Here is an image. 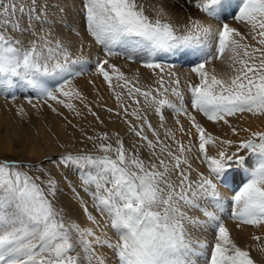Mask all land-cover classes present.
<instances>
[{
	"label": "snow or ice",
	"instance_id": "snow-or-ice-1",
	"mask_svg": "<svg viewBox=\"0 0 264 264\" xmlns=\"http://www.w3.org/2000/svg\"><path fill=\"white\" fill-rule=\"evenodd\" d=\"M176 7L197 15L174 22ZM78 15L57 16L48 0H0V92L14 100L19 90L73 128L61 108L106 128L101 109L127 132L81 128L94 152L0 157V264H255L222 215L264 226V129L232 122L264 117V0H80ZM117 56L139 61L152 82L127 76ZM176 60L189 66L183 78ZM90 69L115 108L98 88L90 101L74 84ZM198 115L231 135L213 134ZM190 228L211 229L214 242L193 240Z\"/></svg>",
	"mask_w": 264,
	"mask_h": 264
},
{
	"label": "rangeland",
	"instance_id": "rangeland-1",
	"mask_svg": "<svg viewBox=\"0 0 264 264\" xmlns=\"http://www.w3.org/2000/svg\"><path fill=\"white\" fill-rule=\"evenodd\" d=\"M50 4V12L55 15H63L66 14L67 18L71 20H79V4L80 0H48ZM182 3V0H179ZM58 9H63L62 13L58 12ZM191 9V8H189ZM188 10V9H187ZM175 12V13H174ZM191 14L192 16H196V12L182 10L179 7L173 9L174 22L179 20H185L187 16ZM243 29V28H242ZM244 30V29H243ZM96 49H93L92 54L88 56V59L91 63H95L96 58ZM87 55V50H86ZM118 57V58H117ZM112 58V63L116 64L121 68L123 72L129 77H134L137 73L140 75L141 82L148 84L152 82V77L150 71L141 66L139 61L132 62L128 60L125 56H117ZM218 62L221 65L220 61ZM214 62V64H216ZM182 64L180 61L179 64ZM176 64V62H175ZM178 63L175 66L179 65ZM186 64H183V66ZM214 66V65H213ZM132 69V70H131ZM177 73L179 72L183 78L185 74L188 73L189 67L187 68H175L173 69ZM228 70V69H227ZM91 69L89 72L85 73L83 76L74 80V84L80 88L89 98L90 101H95L100 99L96 95V89L98 88L100 91V96L103 97L101 103H106L108 106L115 108V100L112 95L109 93L107 86L103 84L102 79L99 77H94L91 75ZM137 72V73H136ZM182 72V73H181ZM135 74V75H134ZM146 74V76H145ZM88 78V79H87ZM147 79V80H145ZM89 80H95L96 87L94 88L92 84H89ZM151 80V81H150ZM99 86V87H98ZM33 100V99H32ZM36 100H33V103H36ZM9 106V107H8ZM78 107L82 108V105L77 103ZM23 107L24 114L19 112V109ZM101 116V118L105 121L104 125H99L95 122V120L91 116H87L86 119L74 118L71 113H69L66 109L61 108L60 111L63 113V116L68 117L69 120L72 121V124L77 125L76 128H73L69 125L63 117L56 116L51 112L47 106L41 107L39 104L37 108L34 109L27 103V101L23 97H17L13 100L11 96L6 92H0V157H7L10 159H24L28 161H36L38 159H43L45 156H51L55 158L61 152H65L66 150H71L73 154L77 151L83 149L85 151H93L91 146V142L85 141L81 143V140H84V135L81 132V128L84 129L87 134L92 135L95 132L108 131L109 133H113L119 131L123 136L127 132V128L124 124H122L119 119L113 117L111 120L109 119L108 113L102 111L101 109H95ZM86 111V110H85ZM12 118V119H11ZM14 118V119H13ZM197 119L202 123H208L202 116L198 115ZM14 121V123H13ZM237 121V118H236ZM233 122V121H232ZM11 123L13 125L16 123V134L12 135L11 144L9 147H6L4 144V133L6 132L9 124L12 129ZM153 123H156V120L153 118ZM236 123V122H235ZM59 124V126H58ZM187 126V125H186ZM60 127V128H59ZM223 134L228 133L230 136V132L226 126H222ZM264 129V128H263ZM214 134V132H213ZM242 136H246L247 133H241ZM221 135V134H218ZM33 141V142H32ZM30 143L36 145V151L34 154H30ZM60 145H64L65 147H60ZM46 167H50L46 165ZM31 174V173H30ZM59 178V175L57 174ZM68 177L74 183L78 184V181L75 179L74 174L69 173ZM61 187L64 188L63 183ZM65 192L67 195L62 197V201L67 203L69 202L70 193H68L67 188H65ZM222 192L227 196H230L226 189H222ZM228 192V193H227ZM229 194V195H228ZM72 209L78 208V205L75 201H71ZM211 210V209H210ZM195 211V210H193ZM198 212V211H197ZM69 214L73 219H76L79 223L84 224L85 219L81 214L77 211H70ZM225 218L228 216L224 215ZM99 218V217H98ZM226 218V219H227ZM231 220V219H227ZM246 228H252L253 226L244 225ZM237 229H240L238 227ZM236 239V240H235ZM233 241L241 249H247L250 253V257L253 259L256 264H264V257L262 255H258L255 253V249L251 246L245 248V246L241 243V238L238 241L235 238ZM251 249V252H250ZM260 257V258H259ZM255 258V259H254ZM262 258V259H261Z\"/></svg>",
	"mask_w": 264,
	"mask_h": 264
},
{
	"label": "bare ground",
	"instance_id": "bare-ground-1",
	"mask_svg": "<svg viewBox=\"0 0 264 264\" xmlns=\"http://www.w3.org/2000/svg\"><path fill=\"white\" fill-rule=\"evenodd\" d=\"M186 11L195 12L194 9H188ZM180 21H182V20L178 19L175 22H180ZM234 26L241 27L242 31H246L245 29L244 30L242 29V26H239V25H234ZM214 66L216 67L218 72L227 71V67L224 64L219 65V63L217 62L216 64H214ZM178 74H180V73L178 72ZM145 76H146V74H145ZM145 80H147V79H145ZM232 121H233L234 124L239 125L240 127H249L252 130H257V129H263L264 128V117H252L249 114H245L244 116H241V117L237 118V121H236V118H233ZM13 123H14V121H13ZM13 123H11V126H15L16 125V123L14 125H13ZM204 124L208 128V130L211 131V132H214L215 135H218V134L223 135L222 125L218 126V125H214V124H212L210 122L204 123ZM9 126H10V124H9ZM9 126H8L6 132L4 133V139H3L4 143H5L4 145L6 147L10 146V144H11L10 138H12V135H14V133L16 134V132H17L16 126L12 127V129ZM58 126H59V124H58ZM241 133H243V132H241ZM241 136H242V134H241ZM36 148H37L36 145H34L33 143H30V150H29L30 154H34L35 151L37 150ZM224 193H226V192H224ZM205 206H207L209 211L216 212L217 215H222L219 212H217V210L212 206V204L210 202H207V203L201 202V207H205ZM189 215L197 216V217H199L202 220L205 219L203 214L200 211L197 212V210H195V211L189 210ZM226 218H225L224 215H222V219L224 220V223H225L226 227L228 228V230L230 232L231 239L234 240L235 238H237L238 241H239L240 238H241V243L245 246V248L251 246V247H253L255 249L254 251L257 254V256L260 254V255H262L264 257V226H260V227H254L253 226L252 228H246L245 226L240 224L239 225L240 229H237L238 228L237 222L233 221L232 219L231 220H227L228 218L227 219ZM84 222H85L84 224H81L82 226H90V225L87 224L86 220ZM189 231H190V233L192 235L193 240H207L210 245L214 242V235L215 234H214V232L211 229L206 231L203 228H190ZM254 236H258L259 240L253 239ZM104 251L108 252L107 249H104ZM250 252H251V249H250ZM263 262H264V260H263Z\"/></svg>",
	"mask_w": 264,
	"mask_h": 264
}]
</instances>
